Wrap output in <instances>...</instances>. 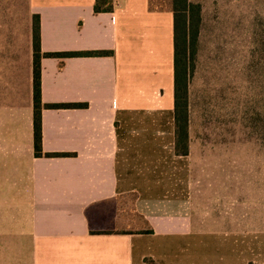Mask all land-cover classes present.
<instances>
[{
	"label": "crops",
	"instance_id": "obj_1",
	"mask_svg": "<svg viewBox=\"0 0 264 264\" xmlns=\"http://www.w3.org/2000/svg\"><path fill=\"white\" fill-rule=\"evenodd\" d=\"M95 1L0 0V264H264V231L184 211L197 188L190 146L174 149L172 0ZM35 17L42 53H113L40 60L42 104H87L41 111L42 152L70 157L34 155Z\"/></svg>",
	"mask_w": 264,
	"mask_h": 264
},
{
	"label": "rangeland",
	"instance_id": "obj_2",
	"mask_svg": "<svg viewBox=\"0 0 264 264\" xmlns=\"http://www.w3.org/2000/svg\"><path fill=\"white\" fill-rule=\"evenodd\" d=\"M189 2L201 23L187 94L196 209L184 211L213 230L264 231V0Z\"/></svg>",
	"mask_w": 264,
	"mask_h": 264
},
{
	"label": "trees",
	"instance_id": "obj_3",
	"mask_svg": "<svg viewBox=\"0 0 264 264\" xmlns=\"http://www.w3.org/2000/svg\"><path fill=\"white\" fill-rule=\"evenodd\" d=\"M113 0H96L94 14L109 13ZM173 12V82H174V149L179 156L188 155V84L195 67L196 42L201 23V7L189 0H172ZM33 45V150L35 157H70L67 153H43L41 135V111L44 108L85 109L87 104L46 105L40 95V60L42 58L66 59L72 57H107L111 51H85L76 53H42L39 45V22L32 24ZM149 233V232H145Z\"/></svg>",
	"mask_w": 264,
	"mask_h": 264
}]
</instances>
